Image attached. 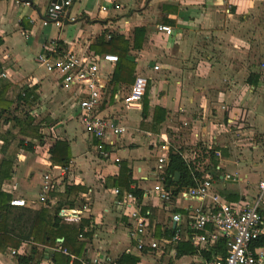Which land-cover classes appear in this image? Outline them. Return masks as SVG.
Masks as SVG:
<instances>
[{
	"label": "crops",
	"instance_id": "1",
	"mask_svg": "<svg viewBox=\"0 0 264 264\" xmlns=\"http://www.w3.org/2000/svg\"><path fill=\"white\" fill-rule=\"evenodd\" d=\"M53 1L0 0V80L9 85L11 110L22 88H34L37 98L24 108L42 136L40 142L29 140L32 152L14 146L10 179L0 184L11 197L9 204L23 199L24 209L58 211L61 224L86 222L84 232L90 236L78 238L84 248L76 258L104 263L127 256L134 264H153L157 253L137 251L132 211L145 218L147 241L159 242L171 235L174 214L181 217L184 237L190 235L194 210H205L211 195L236 206L252 204L264 180V0H96L95 15L94 0H76L67 11L75 21H64L60 28L42 25ZM160 26L171 28L172 34L160 32ZM137 28L143 33L139 47L133 48ZM116 35L128 42L124 61L131 75L128 82L113 83L117 62L99 63V110L126 132L98 142L81 123L77 92L64 90L59 75L47 72L36 57L42 43L54 42L99 61L106 54L116 56L108 45ZM97 43L98 53L90 48ZM136 76L145 77L149 88L138 108L126 110L120 100ZM3 146L0 139V161L13 147L3 153ZM54 146L68 156L65 166L50 159ZM170 151L180 154L202 179L211 178L208 196H185V188L173 195L174 188H165L162 174ZM160 158L165 162L159 163ZM45 174L51 175L53 188L40 203ZM156 185L170 192L167 199L160 198ZM70 187L79 190L67 196ZM130 191H138L140 198L132 194L133 204L117 205ZM259 212L264 224V197ZM72 218L79 220L67 222ZM63 241L58 237L51 248H61ZM33 247L48 248L24 241L0 251V264H17L10 251L23 249L28 256ZM196 256L176 255L173 260L166 255L163 260L191 264ZM39 264L57 263L46 258Z\"/></svg>",
	"mask_w": 264,
	"mask_h": 264
},
{
	"label": "built area",
	"instance_id": "2",
	"mask_svg": "<svg viewBox=\"0 0 264 264\" xmlns=\"http://www.w3.org/2000/svg\"><path fill=\"white\" fill-rule=\"evenodd\" d=\"M76 0H54L46 9L43 26L52 24L58 28L64 21L74 22L75 19L67 15V11ZM103 11L106 8H102ZM160 32L169 36L172 34L171 28L167 26L158 27ZM36 61L47 72L56 73L61 78L62 88L66 91H74L79 95L78 108L80 110V120L87 134L98 142L106 137H119L126 132V127L120 125L114 118L102 116L100 106L102 103V93L98 84L99 63H109L114 65L117 57L113 55H103L93 60L81 57L77 53L65 51L54 42H44L40 47V52ZM264 68V64H262ZM158 67H154L157 69ZM147 87V79L143 76H136L133 84L128 88L126 94L121 98L120 103L126 109L138 108L142 101ZM159 163H164L165 158H160ZM52 177L45 174L42 178L41 191L38 197L40 203H45L47 195L52 190ZM211 188V178L205 176L194 187L183 190L185 196L197 199H204L209 194ZM154 190L159 193L161 199H167L170 192L164 191L160 185H156ZM115 194L119 191L115 190ZM264 197V180L258 184V194L252 204L232 205L222 202L217 195L210 196V202L205 210L197 208L192 214L190 225L191 234L184 237V231L179 225L181 217L174 214L171 221L175 224L168 238L159 242L147 241L148 230L144 217L137 211L130 214L133 222L132 237L136 241V249L140 253H157L156 262L153 264H169L163 257H176V246L185 240L189 246L196 250V260L191 264H264V245L253 246L255 242L264 235V224L259 208ZM132 193H126L118 198L116 204L119 206H130L134 203ZM10 205L15 207H25L23 199L12 200ZM79 218L68 219L67 222H77ZM185 238V239H184ZM227 240V253L224 257L214 256L212 259H205L203 251H209L219 239ZM34 245V244H32ZM46 252H59L69 258L68 264H116L108 260L102 263L97 258H76L69 255L61 248H46ZM25 250H11V256L27 255Z\"/></svg>",
	"mask_w": 264,
	"mask_h": 264
},
{
	"label": "trees",
	"instance_id": "3",
	"mask_svg": "<svg viewBox=\"0 0 264 264\" xmlns=\"http://www.w3.org/2000/svg\"><path fill=\"white\" fill-rule=\"evenodd\" d=\"M143 33L141 28L134 30L133 48L139 47L137 43L138 37ZM108 45L113 47L112 52L117 57L116 69L112 76V82H128L130 78V68L128 69V63L124 61L126 53L129 50L128 42L122 36H113L110 38ZM91 45L90 48L99 52L98 46ZM111 48V47H110ZM132 68V65L130 64ZM253 76H250L252 78ZM248 79V80H249ZM8 83L4 80H0V119L3 118L4 124H10V128L0 135V139L4 144L3 153L9 149L12 142L16 141L15 148L23 149L28 152L33 151L34 145L29 140H40L42 136L39 132L38 125L34 123V119L30 116L29 111H26L25 106L29 109L32 102L37 98L32 88H22L15 97L17 102L16 107L11 110L12 101L8 100L6 93L8 90ZM149 84H147V89ZM145 96V95H144ZM22 107V109H21ZM22 112L23 118L14 116L13 112ZM17 130V136L13 135L12 131ZM56 146L50 150V159L56 164L65 166L68 156L55 149ZM13 163V156L4 154V157L0 161V184L10 179L11 166ZM178 173L179 177L177 181H174V175ZM202 175L196 171V169L180 156L176 152H169L168 164L162 174V182L166 189L174 188L172 194L175 195L184 188L194 187L199 181H201ZM130 180L126 177L124 184L127 185ZM79 190L78 187H70L66 191V195H72ZM136 195L139 199L140 195L138 191H130ZM10 196L0 190V251H4L7 248L16 249L21 242L32 241L43 247L51 248L55 246L56 239L58 237L64 238L63 243L60 245L62 250H65L69 255L75 257L83 252V243L78 242V238L89 237L90 234L84 232V226L86 222L81 221L78 225H65L61 224V219L58 217V211H53L50 214L49 211L41 210L40 212H33L22 207H13L9 204ZM226 243L227 240L221 238L218 242L210 248L209 251H203L201 254L205 259H212L216 255L224 257L226 255ZM264 235L261 236L253 246H263ZM196 250L189 246L187 242H181L176 246L177 257L182 255H194ZM50 258L57 264H67L69 258L63 256L59 252H46L45 250L38 251L33 247L30 254L27 256L17 255L15 260L17 264H39L42 259ZM134 258L127 256L120 257L116 264H134Z\"/></svg>",
	"mask_w": 264,
	"mask_h": 264
},
{
	"label": "rangeland",
	"instance_id": "4",
	"mask_svg": "<svg viewBox=\"0 0 264 264\" xmlns=\"http://www.w3.org/2000/svg\"><path fill=\"white\" fill-rule=\"evenodd\" d=\"M97 4V5H96ZM100 3L99 2H96V0H94V4H93V6H94V10H93V15H95L96 13H97V7H98V5H99ZM14 114V113H13ZM15 115L16 116H18L19 118H23V116H22V112H16L15 113ZM36 124V123H35ZM2 125V126H1ZM9 126H10V124L9 125H3V118L2 119H0V135L1 134H3L4 132H5V130H7L8 128H9ZM13 132H17V130H14ZM15 136H17V133H16V135ZM15 144H16V141H14L13 142V144L11 145V146H13L10 150H9V152H8V155H13V152L15 151V148H14V146H15Z\"/></svg>",
	"mask_w": 264,
	"mask_h": 264
},
{
	"label": "water",
	"instance_id": "5",
	"mask_svg": "<svg viewBox=\"0 0 264 264\" xmlns=\"http://www.w3.org/2000/svg\"><path fill=\"white\" fill-rule=\"evenodd\" d=\"M178 177H179V174L176 173V174L174 175V181H177V180H178Z\"/></svg>",
	"mask_w": 264,
	"mask_h": 264
}]
</instances>
